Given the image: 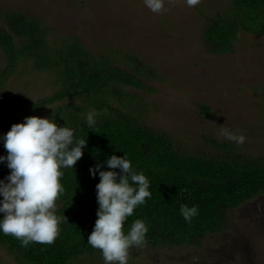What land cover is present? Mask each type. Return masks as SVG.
<instances>
[{
    "label": "rangeland",
    "instance_id": "1",
    "mask_svg": "<svg viewBox=\"0 0 264 264\" xmlns=\"http://www.w3.org/2000/svg\"><path fill=\"white\" fill-rule=\"evenodd\" d=\"M228 4L200 0L188 7L184 0H164L157 14L143 0H0V28L6 13L18 12L38 20L51 42L77 38L117 68L129 70L133 56L152 74L142 79L144 89L124 88L122 99L144 126L169 136L183 153L219 155L218 143H224L239 154L264 158V35L241 33L232 51L221 55L210 54L203 41L208 20ZM6 65L0 52V73ZM58 88L54 74L19 62L0 83V119L20 117L23 107ZM63 103L73 102L47 106L36 116L54 119L53 110ZM221 127L244 135V142L220 136ZM227 220L226 231L198 246L130 248L128 264H264V194L228 211ZM0 264L17 262L0 248ZM70 264L104 261L81 257Z\"/></svg>",
    "mask_w": 264,
    "mask_h": 264
},
{
    "label": "trees",
    "instance_id": "2",
    "mask_svg": "<svg viewBox=\"0 0 264 264\" xmlns=\"http://www.w3.org/2000/svg\"><path fill=\"white\" fill-rule=\"evenodd\" d=\"M4 16L0 52L7 65L0 73V83L16 64L25 61L38 72L54 74L59 88L23 107L20 117L0 119V134L24 117L36 116L42 108L71 100L54 109L52 118L87 141L73 169H61L64 193L56 201L55 214L66 221L62 219L55 242H30L24 247L17 238L0 233V248L17 264H70L77 258L102 256L87 244L97 218L95 185L99 182L98 175L93 177L88 170L111 155H126L150 182L151 197L134 209L123 226L127 233L136 219L145 222L148 231L143 247L198 246L208 235L227 230L228 211L264 194V158L239 154L224 143H218L219 155L183 153L169 136L143 125L122 99L124 88L144 89L142 79L152 74L140 60L128 56L129 70L117 68L109 56L90 53L77 38L51 42L38 20L13 11ZM241 33L264 35V0H229L221 14L208 20L202 36L206 50L221 55L232 51ZM92 110L97 113L96 122L89 127L86 115ZM0 155H6L2 143ZM9 171L0 163V179ZM182 204L198 207L191 223L180 214Z\"/></svg>",
    "mask_w": 264,
    "mask_h": 264
},
{
    "label": "clouds",
    "instance_id": "3",
    "mask_svg": "<svg viewBox=\"0 0 264 264\" xmlns=\"http://www.w3.org/2000/svg\"><path fill=\"white\" fill-rule=\"evenodd\" d=\"M195 7L200 0H184ZM153 13L164 10V0H143ZM95 110L86 115L89 127L95 124ZM219 135L242 144L244 135L221 127ZM6 155L0 163L9 173L0 179V233L17 238L21 246L30 242L51 245L59 235L62 219L56 213V201L64 193L60 183L61 169L70 168L80 160L87 146L85 138H76L75 130L58 126L54 119L28 116L0 134ZM106 166L108 170H103ZM119 169V172L115 171ZM89 174L98 175L95 185L98 209L87 244L101 252L104 264H128V250L142 246L148 228L141 219L133 221L127 233L123 226L134 209L151 197L150 182L137 172L126 155H111L89 167ZM183 219L191 223L198 207L180 205Z\"/></svg>",
    "mask_w": 264,
    "mask_h": 264
}]
</instances>
